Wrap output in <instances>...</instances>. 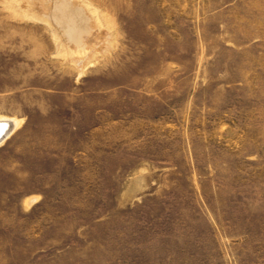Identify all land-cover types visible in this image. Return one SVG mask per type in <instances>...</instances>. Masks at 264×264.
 Listing matches in <instances>:
<instances>
[{
	"label": "rangeland",
	"instance_id": "obj_1",
	"mask_svg": "<svg viewBox=\"0 0 264 264\" xmlns=\"http://www.w3.org/2000/svg\"><path fill=\"white\" fill-rule=\"evenodd\" d=\"M0 118V264H264V0H0Z\"/></svg>",
	"mask_w": 264,
	"mask_h": 264
},
{
	"label": "water",
	"instance_id": "obj_2",
	"mask_svg": "<svg viewBox=\"0 0 264 264\" xmlns=\"http://www.w3.org/2000/svg\"><path fill=\"white\" fill-rule=\"evenodd\" d=\"M0 126H2V131H0V138H1L6 132H8V130L11 131V129H12V124H11L10 121L0 123Z\"/></svg>",
	"mask_w": 264,
	"mask_h": 264
},
{
	"label": "bare ground",
	"instance_id": "obj_3",
	"mask_svg": "<svg viewBox=\"0 0 264 264\" xmlns=\"http://www.w3.org/2000/svg\"><path fill=\"white\" fill-rule=\"evenodd\" d=\"M66 24V23H65ZM64 29V28H63ZM68 30V29H67ZM52 33V32H51ZM56 35V34H55ZM68 35V34H67ZM66 35V36H67ZM68 38V37H67ZM73 38V37H72ZM61 42V41H60ZM9 120L7 118H0V123L3 122H8ZM14 125L17 124V122L12 121ZM14 127V126H13ZM10 133V131L8 130V132H6L1 138H0V143L3 142L2 140L6 138V136Z\"/></svg>",
	"mask_w": 264,
	"mask_h": 264
},
{
	"label": "snow or ice",
	"instance_id": "obj_4",
	"mask_svg": "<svg viewBox=\"0 0 264 264\" xmlns=\"http://www.w3.org/2000/svg\"><path fill=\"white\" fill-rule=\"evenodd\" d=\"M0 131H2V126H0Z\"/></svg>",
	"mask_w": 264,
	"mask_h": 264
}]
</instances>
